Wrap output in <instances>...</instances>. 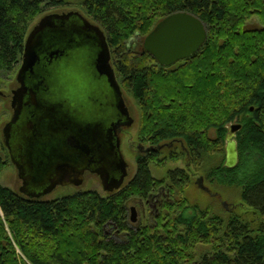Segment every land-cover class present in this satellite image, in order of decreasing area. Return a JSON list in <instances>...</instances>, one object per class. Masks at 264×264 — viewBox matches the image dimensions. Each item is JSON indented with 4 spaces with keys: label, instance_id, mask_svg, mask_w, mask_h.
Returning a JSON list of instances; mask_svg holds the SVG:
<instances>
[{
    "label": "trees",
    "instance_id": "16d2710c",
    "mask_svg": "<svg viewBox=\"0 0 264 264\" xmlns=\"http://www.w3.org/2000/svg\"><path fill=\"white\" fill-rule=\"evenodd\" d=\"M88 1L89 14L106 30L116 79L138 103V139L167 141L180 152L143 155L127 186L106 196L84 190L23 198L0 184V264H264L262 223L253 225L248 212L209 214L185 194L192 167L209 181L238 187L239 199L264 217V28L243 26L252 14L264 24V0H236L230 7L231 0ZM41 3L0 0V71L19 63ZM179 10L205 23L206 38L191 56L173 67L161 66L132 38ZM233 120L240 124L234 135L237 164L211 167L210 156L223 153ZM180 157L186 169H168L161 179L152 176L151 161L160 166ZM251 163L252 173L243 168ZM163 183L155 224L132 227L129 197L145 199Z\"/></svg>",
    "mask_w": 264,
    "mask_h": 264
},
{
    "label": "flooded vegetation",
    "instance_id": "af4514ba",
    "mask_svg": "<svg viewBox=\"0 0 264 264\" xmlns=\"http://www.w3.org/2000/svg\"><path fill=\"white\" fill-rule=\"evenodd\" d=\"M55 1L58 2L59 0ZM85 1L86 4H84ZM80 3H82L80 6L85 9L84 13L78 9L63 8L62 5L66 4L65 2L63 4L52 3L51 5L55 9L45 13L60 15L73 12L74 14L50 33L46 32L45 36L54 33V39L52 38V42H48V39L42 40L39 45L38 61H36L34 71L26 77V88L21 100L12 104L14 92L20 86L16 80L14 86L9 88L7 93L0 91V96L7 99L8 107L10 108V116L3 126L10 121L15 114L16 108H18L16 118L9 126L6 143L1 131L4 153L0 154V163L10 162L15 169L16 186L12 190L23 198H34L27 195L28 191L33 189L40 190L45 186V182L42 184L33 182L31 180L32 176L28 172L31 153L39 151L37 147H40L44 141L50 147H55L57 143L62 142L66 153L59 154L54 161V167L57 162L67 159L66 163L70 164L69 167L71 169L56 165L58 173L53 171L50 178L56 182L62 181V183H56L50 192L40 195L36 199H43L49 193L60 188L71 187L75 192H78L87 178H93L99 182L104 196L112 194L127 186L136 174L137 164L140 158L144 157L143 155L147 154L150 158L152 153H159L170 145L167 141L159 144L148 143L145 145L146 147L137 145L138 151L135 158V171L133 175L129 177L130 171L126 163L125 175L120 186L111 191L103 190L98 171H102L100 168L104 166L109 179L120 176V170L117 165L119 164V158L124 159L120 149L121 132L133 124L134 117L130 114L129 108L123 98L128 116L131 119V123L127 125L126 120L115 108V101L111 99L113 97L111 92L101 82V79L91 83H86L85 79H83L84 75L88 78L87 73L95 72L94 62L97 47L93 27H96L103 33L109 50V64L113 68V71L114 67L106 30L98 20L89 14V1L81 0ZM67 4L70 3L67 2ZM181 11L190 13L186 10ZM190 14L194 15L193 13ZM81 18H83L82 20L85 23L81 21ZM201 22L206 31L205 23L202 20ZM259 25L261 26L259 29L264 28V24ZM243 26L248 30V18L245 19ZM82 28L85 30L82 31ZM257 28L253 27L250 30L255 31L258 30ZM69 29L77 31L73 32L76 33V36L71 33L73 35L71 37L68 32ZM135 37H133V41ZM67 38L71 40H67ZM77 76L83 79L84 82H80ZM75 83L80 84L81 87L75 88ZM90 119L93 122L102 121V123L94 124V126L98 127L100 136L101 138L103 137L102 139L105 143L101 144L102 149L98 148L101 146L100 141L98 142L99 139L96 137L88 139L86 130L81 131V125H84L82 122L86 123L88 120L91 121ZM56 129L60 135L55 134L57 132ZM86 143H88L91 153L86 154L75 149L76 146L80 144L86 145ZM60 150L61 152L63 151L62 148ZM151 163L153 161L149 163V166ZM20 169L24 171L22 178L19 176ZM78 175L79 183H76ZM159 188L162 190V187H158L157 189ZM154 191L155 189H152V192L145 199L137 197V202L140 203L143 200L149 204L151 199L154 200L157 197L156 193H153ZM158 195L161 198L163 197L162 194ZM131 208L135 212L134 206L130 207V211Z\"/></svg>",
    "mask_w": 264,
    "mask_h": 264
},
{
    "label": "water",
    "instance_id": "95a60500",
    "mask_svg": "<svg viewBox=\"0 0 264 264\" xmlns=\"http://www.w3.org/2000/svg\"><path fill=\"white\" fill-rule=\"evenodd\" d=\"M73 14V12L60 15L51 13L44 14L39 17V19L30 27V29H28L23 41L20 64L15 75V80L20 86L14 92L12 104H14V102H19L22 98V95L24 94L26 88V77L34 71L36 61H38V47L42 40L48 39V42H52V38L54 39V33H52V35L50 34L45 36L46 32L50 33L53 29L57 28V26H60L65 21H67ZM82 19L83 18H81V21L85 23ZM81 30L83 31L85 29L82 28ZM93 30L95 31V42L97 47L96 58L94 62L95 72L87 73L88 78H86L84 75L83 79H85L86 83H91L95 80L101 79V82L104 83L113 96L111 99H114L115 101V108L126 120V124L129 125L131 123V119L128 116V112L123 101L119 84L115 78L113 68L109 64V50L105 37L103 33L96 27H93ZM68 32L72 37L73 35L76 36V33L73 32L77 31H72L69 29ZM205 38L206 31L199 18L184 11H176L166 15L155 23L154 27L143 37L142 47L156 60L159 65L170 66L178 60L187 58L194 54L203 44ZM67 40L71 39L67 38ZM250 109H252V107H250ZM17 112L18 108H16L15 114L12 116L10 121L2 127L1 131L5 143L7 142L9 126L15 120ZM82 123L84 125H81V131L86 130V136H88V139L96 137L99 139L98 142L100 141V145L105 144L102 139L103 137L101 138L100 136L98 127L94 126L95 123L99 124L102 123V121L98 120L97 122H93L92 120H88L86 123ZM239 126V123H231L228 126V130L225 135L224 166L227 168L233 167L237 162V150L234 135L239 129ZM56 131L57 132H55V134L60 135L57 129ZM60 148L63 149L62 152ZM98 148L102 149V145ZM75 149L81 151L82 153H91L88 143H86V145L80 144L76 146ZM37 150L39 151L32 152L30 155L31 162L28 163V172L31 174V180L33 182L41 184L45 182V186L40 190L33 189L28 191L27 195L29 197H34L35 199L40 195L50 192L56 183H62V181L56 182L50 178L53 171L58 173V167L56 165L63 167L70 166V164L68 165L66 163L67 159H63L57 162L54 167V161L59 156V154L66 153L62 142L57 143L55 147H50L44 141L40 147H37ZM117 166L120 170V176L118 178L109 179L104 166L100 168L102 171H98L103 190L111 191L112 189H116L120 186L123 176L125 175L126 162L124 159L119 158V164ZM69 169H71V167H69ZM19 172V176L22 178L24 171L20 169ZM77 178L78 179L76 183H79V175ZM195 182L200 188L206 190V188L202 185L201 176H199ZM130 221H135V212L133 208H131Z\"/></svg>",
    "mask_w": 264,
    "mask_h": 264
},
{
    "label": "rangeland",
    "instance_id": "374dc122",
    "mask_svg": "<svg viewBox=\"0 0 264 264\" xmlns=\"http://www.w3.org/2000/svg\"><path fill=\"white\" fill-rule=\"evenodd\" d=\"M49 1L50 0H42V3H41L42 11L38 15L35 16V18L30 23L28 29H30V27L39 19L40 16L55 9L53 5H49ZM63 1L66 3L62 5L63 8L78 9L80 12L84 13L85 9L82 6H80V0H63ZM67 2H69L70 4H67ZM234 3L236 4V0H231L229 2V7L233 6ZM259 24H261V21L258 17H256V15L252 14L251 16L250 15L248 16L249 31H251L250 29L253 27H258L257 29L259 30V28H261ZM106 36H107V33H106ZM144 36L145 35H139V34H136V37L135 35L133 36L135 37L134 41H135V46L137 47V49H139V45L137 43L140 42L142 44L141 40L143 39ZM221 39L223 38H219V40ZM18 65L19 63H17L14 69L11 71H8V70L0 71V91L7 93L9 91V88L14 86L15 84L14 77H15V73H16ZM174 65L172 64L170 66L173 67ZM170 66H166V67H170ZM77 78L79 79L80 82H84V80L79 78L78 76ZM119 84H120V89L122 91V96L125 99V102L129 108L130 114L134 117L133 124L121 132V145H120L121 153L123 154V158L125 162L127 163L128 169L130 171L129 177H131L135 171V158L137 157V151H138L137 145H142L143 147H146L145 145H147L148 143L140 141L137 137V131H138V126H139V115H140L138 103L131 96V94L122 87L121 83ZM74 87L79 88L81 87V85L78 83H75ZM9 116H10V108L8 107V101L4 97L0 96V154L4 153V148L2 145L1 128L4 122L9 118ZM232 122H236V120H233L227 124V130H228V126ZM213 135H214V131L213 129H210L208 131V136L213 137ZM172 148H173V145L170 144L165 150H162L161 152H159V158L167 156L170 151L180 152V148L176 146L173 149ZM237 161H238V154H237ZM218 162H222L224 165V147H223L222 154L217 152V153H213L210 156L208 164L212 167L213 165H216ZM0 167H1L0 168V184L14 190L16 186L15 169L13 168L10 162L0 163ZM149 167H150L152 176L156 179L163 178L168 169H173L176 167L186 169L185 163L183 162L182 157H180V160H176V161H170L168 159H165V161H163L162 165L160 166L154 163H151ZM243 168H247L248 172H251V171L254 172V169L252 168V163L246 165V167H243ZM243 172H246V170ZM188 174H189L191 182L186 187L185 194L190 204L196 203L199 205L200 208L207 209L209 214H217L223 217L229 214H234V213L243 214V213L248 212V220L253 221V225L256 226L261 223L264 225V217L255 213L252 208L247 206L245 203H243L239 199V188L238 187L218 184L215 182V180H212V179L211 181H209L208 179H206V177L201 171L194 170L192 167L189 169ZM199 176L202 177V185L206 188V190L200 188L199 185L195 182ZM159 187H162V190L161 188H159L153 192V193H156L155 195H157V197L154 200L151 199V201H149V204L145 203V201L143 200L140 201V203L137 202L138 198L136 196L129 197L130 199L126 203L129 222H131L130 221V216H131L130 207L134 206L135 208V220L136 221L133 223H130L132 227H136L137 225H144V224H150V225L155 224L154 214L158 210L157 205L159 203V200L161 199V197L158 194H162L164 193V191H166L164 187V183L161 184V186ZM82 190H95L99 194L104 196V192L102 191L99 182L94 180L93 178L86 179V181L83 183V186L80 187V191ZM73 192L75 191L71 187L60 188V189H57L49 193L43 199L56 198L61 195L70 194ZM251 225H252V222H251ZM108 233L110 234L109 236L111 238L116 239V240H122L121 235L112 233L110 231H108Z\"/></svg>",
    "mask_w": 264,
    "mask_h": 264
}]
</instances>
